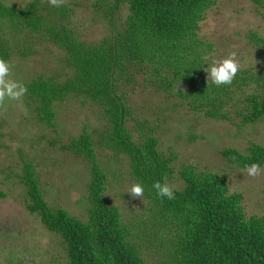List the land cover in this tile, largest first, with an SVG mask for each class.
I'll use <instances>...</instances> for the list:
<instances>
[{
  "label": "trees",
  "instance_id": "trees-1",
  "mask_svg": "<svg viewBox=\"0 0 264 264\" xmlns=\"http://www.w3.org/2000/svg\"><path fill=\"white\" fill-rule=\"evenodd\" d=\"M217 1L67 0L57 8L33 0L15 8L0 0V59L13 66L10 78L28 89L22 108L40 138L52 130L51 145L89 170L81 185L88 203L82 219L50 206L36 165L21 159L26 209L61 242L63 254L53 264H264V217L246 215L243 195L229 192L224 173L198 172L189 164L174 169L173 151L163 153L156 135L172 136L179 146L208 139L196 134L185 108L227 123L234 141L264 120V66L239 69L229 85L207 82L203 69L215 44L200 38L199 30ZM248 1L264 21V0ZM84 24L99 28L101 39L89 41ZM243 39L264 61V37L250 30ZM43 47L55 50L50 60L56 61L41 62L35 76L24 70L20 75L16 64L43 55ZM155 100L171 113L181 112L185 124L136 112L135 105L149 108ZM68 106L86 111L75 134L63 127L62 109ZM246 141L243 150L221 149L220 160L238 171L252 163L264 167V145ZM123 178L143 186L141 215L126 216L108 201L107 186ZM157 181L171 187L173 199L156 195Z\"/></svg>",
  "mask_w": 264,
  "mask_h": 264
},
{
  "label": "rangeland",
  "instance_id": "rangeland-1",
  "mask_svg": "<svg viewBox=\"0 0 264 264\" xmlns=\"http://www.w3.org/2000/svg\"><path fill=\"white\" fill-rule=\"evenodd\" d=\"M1 1L20 8L33 0ZM41 1L49 3V0ZM65 1L67 0H63ZM79 1L90 2V0ZM82 20L84 19L78 21ZM82 29L89 41L96 42L102 37V31L97 27L96 30L92 26L85 28L84 24ZM250 30L264 37V21L250 1L218 0L216 5L205 14L199 30L200 38L215 44L210 63L235 52L239 69H261L264 61L257 59L254 51L247 45V40L243 39ZM54 52L55 50L49 52L43 47V55L39 54L26 61L18 62L16 68L20 70L19 74L21 75L24 70L28 76H35L42 69L41 62L47 61L53 64L56 61L50 60L51 56L55 57L50 54ZM156 93L152 92V94ZM160 102L156 100L151 102L149 108H143L141 106L143 104H134L138 107L135 111L154 121L171 117L170 120L175 122V126L185 124V117L181 112L171 113V107ZM85 112V108L80 106H68L66 109L63 107V127L68 130V133L75 134L81 129ZM183 113L192 125H196V134L200 136L205 133L208 139L196 138L192 144L179 146L174 137L159 131L156 134L161 136L159 148L163 153L173 151L174 169H180L182 164H189L198 172L207 168L215 173H224L227 176L229 192L243 195L242 206L246 215L264 217V167L260 168L259 175L252 177L246 170H235L220 160L218 155L223 148L245 149L249 142L246 140L264 145V120L250 128L244 140L238 138L234 141L228 137L227 123L206 120L203 117L201 119L189 112L187 108L183 110ZM195 117L198 124H194ZM141 120L145 122V119ZM204 120L205 124L202 125ZM53 135L54 132L47 129V138H40L39 129L33 125L22 108L20 100L4 103L0 108V264H53L59 261L63 254L60 239L49 233L41 225L38 216L30 214L26 209L27 197L18 179L22 173L21 159L31 160L36 165L41 190L45 192L44 199L50 206L64 209L70 215L82 219L87 215L88 203L86 199H83L86 191L81 185L84 183L85 176H89L87 175L89 170L85 168L84 161L76 159L71 153L59 150L58 146H52ZM112 164L119 165L114 162ZM121 169L125 170V164L120 165ZM123 180L124 182L120 185L113 181L107 186L105 194L109 203L118 206L126 216L141 215L144 211L143 202L140 198L124 193L130 186V182L127 178Z\"/></svg>",
  "mask_w": 264,
  "mask_h": 264
},
{
  "label": "clouds",
  "instance_id": "clouds-1",
  "mask_svg": "<svg viewBox=\"0 0 264 264\" xmlns=\"http://www.w3.org/2000/svg\"><path fill=\"white\" fill-rule=\"evenodd\" d=\"M63 0H49L53 7H60ZM236 53L231 52L226 58L213 60L203 71L207 74V82H211L216 86L229 85L236 77L239 70V64L236 61ZM12 65L0 59V104L6 101H19L28 91L27 87L20 81L11 79ZM201 67V66H200ZM260 165L252 163L246 166V171L249 176L255 177L259 175ZM153 189L160 198L171 200L174 198V192L166 183L159 181L153 183ZM143 186L140 183L130 185L124 193H128L134 198L143 196Z\"/></svg>",
  "mask_w": 264,
  "mask_h": 264
}]
</instances>
